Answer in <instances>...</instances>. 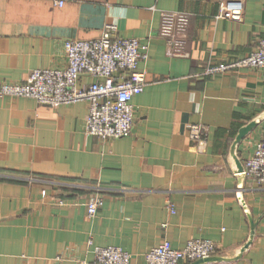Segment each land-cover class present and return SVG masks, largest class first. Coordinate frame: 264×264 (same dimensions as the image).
<instances>
[{"label": "crops", "instance_id": "1", "mask_svg": "<svg viewBox=\"0 0 264 264\" xmlns=\"http://www.w3.org/2000/svg\"><path fill=\"white\" fill-rule=\"evenodd\" d=\"M223 1L0 0V82L63 68L64 43L97 39L106 25L147 45L127 137L87 135L85 101L0 99V264L90 262L108 246L144 264L164 240L182 249L191 239L214 242L224 259L204 264H264V190L235 173L231 156L240 128L260 118L234 148L242 168L264 131V69L203 75L255 51L264 0H242L239 21L215 18ZM163 11L188 14L186 57L167 54ZM195 124L206 127L201 151L188 137Z\"/></svg>", "mask_w": 264, "mask_h": 264}, {"label": "built area", "instance_id": "2", "mask_svg": "<svg viewBox=\"0 0 264 264\" xmlns=\"http://www.w3.org/2000/svg\"><path fill=\"white\" fill-rule=\"evenodd\" d=\"M243 12L242 0H226L219 6L216 19L239 21ZM188 14L163 11L158 34L165 40L167 54L186 57L184 50ZM115 27L106 25L101 37L92 40H70L63 45V68H39L28 72L20 82H0V99L25 97L49 107L87 102L84 130L102 141L127 137L134 125L131 99L145 85L139 63L147 57V45L136 38L114 36ZM241 68L264 69V38L255 51L235 60L206 65L204 76H212ZM91 81L78 84L81 76ZM206 127L190 125L188 137L197 151L204 147ZM243 175L264 190V131L255 143L251 157L243 161ZM101 196L95 194L86 203L87 216L95 215ZM218 248L210 240L191 239L182 249H174L164 240L144 255V264H190L215 256ZM90 262L76 264H130L129 255L118 247H94Z\"/></svg>", "mask_w": 264, "mask_h": 264}, {"label": "water", "instance_id": "3", "mask_svg": "<svg viewBox=\"0 0 264 264\" xmlns=\"http://www.w3.org/2000/svg\"><path fill=\"white\" fill-rule=\"evenodd\" d=\"M260 120V118L258 119H255L254 121H251L249 122L247 125L243 126L242 128H240L236 138H235V141H234V144H233V147H232V151H231V156H232V159L234 161V164H235V173L236 174H241L243 175V168L238 160V158L235 156L234 154V148L236 146V144L239 142L240 139H242L253 127L254 125ZM248 243L245 245V247H247ZM224 260L223 258L221 257H218V256H212V257H208V258H205V259H199V260H196L190 264H204V263H209V262H218V261H222Z\"/></svg>", "mask_w": 264, "mask_h": 264}]
</instances>
